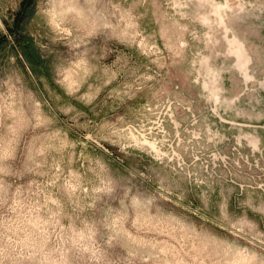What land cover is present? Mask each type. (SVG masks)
Masks as SVG:
<instances>
[{"label": "rangeland", "instance_id": "obj_1", "mask_svg": "<svg viewBox=\"0 0 264 264\" xmlns=\"http://www.w3.org/2000/svg\"><path fill=\"white\" fill-rule=\"evenodd\" d=\"M0 264H264V0H0Z\"/></svg>", "mask_w": 264, "mask_h": 264}, {"label": "flooded vegetation", "instance_id": "obj_2", "mask_svg": "<svg viewBox=\"0 0 264 264\" xmlns=\"http://www.w3.org/2000/svg\"><path fill=\"white\" fill-rule=\"evenodd\" d=\"M152 146L154 147V145L152 144Z\"/></svg>", "mask_w": 264, "mask_h": 264}]
</instances>
